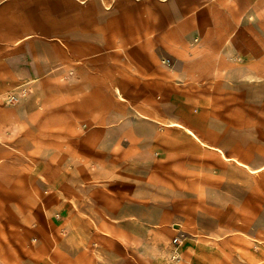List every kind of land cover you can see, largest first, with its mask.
Returning <instances> with one entry per match:
<instances>
[{"label":"crops","instance_id":"0c3cea01","mask_svg":"<svg viewBox=\"0 0 264 264\" xmlns=\"http://www.w3.org/2000/svg\"><path fill=\"white\" fill-rule=\"evenodd\" d=\"M255 87L264 0H0V264H264Z\"/></svg>","mask_w":264,"mask_h":264},{"label":"built area","instance_id":"2783aa9c","mask_svg":"<svg viewBox=\"0 0 264 264\" xmlns=\"http://www.w3.org/2000/svg\"><path fill=\"white\" fill-rule=\"evenodd\" d=\"M26 96V90L22 91V95L20 97L16 96V95H9L6 99V102L8 105H15L18 103L19 98H23ZM173 246L175 248L174 252L170 255V258L167 262V264H179L181 262V257L179 256L177 249L178 247H180L182 245V239L181 237H176L173 240Z\"/></svg>","mask_w":264,"mask_h":264},{"label":"rangeland","instance_id":"374dc122","mask_svg":"<svg viewBox=\"0 0 264 264\" xmlns=\"http://www.w3.org/2000/svg\"><path fill=\"white\" fill-rule=\"evenodd\" d=\"M165 63H168V61H166ZM260 65V64H259ZM262 66H263V64H262ZM258 82H255V85H260V84H257ZM264 95V89L263 88H259V87H255V96H257V95ZM181 239H182V241H184L185 240V238L184 237H182L181 236Z\"/></svg>","mask_w":264,"mask_h":264}]
</instances>
